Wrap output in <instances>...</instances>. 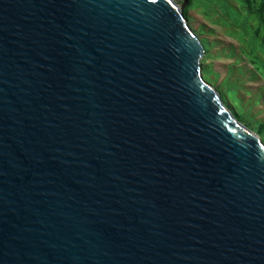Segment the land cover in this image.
I'll return each instance as SVG.
<instances>
[{"label":"water","instance_id":"obj_1","mask_svg":"<svg viewBox=\"0 0 264 264\" xmlns=\"http://www.w3.org/2000/svg\"><path fill=\"white\" fill-rule=\"evenodd\" d=\"M172 0H0V264H264V145Z\"/></svg>","mask_w":264,"mask_h":264},{"label":"rangeland","instance_id":"obj_2","mask_svg":"<svg viewBox=\"0 0 264 264\" xmlns=\"http://www.w3.org/2000/svg\"><path fill=\"white\" fill-rule=\"evenodd\" d=\"M184 8L203 49L202 80L264 145V0H192Z\"/></svg>","mask_w":264,"mask_h":264},{"label":"trees","instance_id":"obj_3","mask_svg":"<svg viewBox=\"0 0 264 264\" xmlns=\"http://www.w3.org/2000/svg\"><path fill=\"white\" fill-rule=\"evenodd\" d=\"M191 1H192V0H188L189 3H191ZM186 10H187V8H184V9L182 10V13H183L184 17H185V14H186ZM263 39H264V37H263ZM261 127L264 128V123L261 125Z\"/></svg>","mask_w":264,"mask_h":264}]
</instances>
